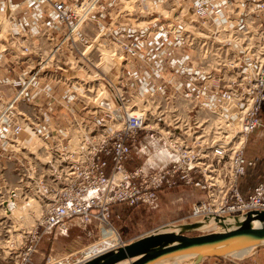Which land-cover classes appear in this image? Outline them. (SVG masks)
Wrapping results in <instances>:
<instances>
[{
	"label": "built area",
	"instance_id": "built-area-1",
	"mask_svg": "<svg viewBox=\"0 0 264 264\" xmlns=\"http://www.w3.org/2000/svg\"><path fill=\"white\" fill-rule=\"evenodd\" d=\"M88 1L23 0L14 4L12 0H0V10L12 15L11 19L17 22L18 34L24 32L28 35L34 31L33 36L47 35L56 49H63L69 44V35L72 36L71 29L76 22L93 23L96 17L91 19V16L100 13L99 8L112 12L115 5L128 2L94 0V4L88 7ZM167 1L136 0L132 4L137 3L138 9L143 12L144 4L150 7L151 3ZM176 1L181 7L175 18L179 23L171 20L153 31H138L130 23L123 29L121 21L127 15L120 16V22H117L114 17H119L118 12L111 17H107L106 12L100 13L103 19L98 22L99 34L115 38L123 46L122 69L117 80L121 84L123 81L131 83L128 92L133 96L136 93L145 95L148 101L151 100V105L141 109L139 106L124 107L127 106V95L115 90L110 80L97 75L114 89L112 95L115 96L117 110L97 112L95 108L85 106L79 111V120L76 112L70 109L78 125H83L94 135L81 139L80 150H74L71 142L72 147L63 146V142L47 146L56 151L55 163L61 167L52 170L51 182H47L44 176H30L31 185L34 184L41 196L48 200L46 213L35 226L33 238L36 240L39 228L43 233L45 229L52 231L53 228L57 232L59 229L65 231L75 218L85 226L97 221L103 233L107 234L106 231L112 229L111 215L115 205L153 206L159 201L163 188L180 183L202 189L205 194L194 202L189 222L208 214L229 216L264 210V180L258 182L247 195L240 187L241 178L249 168L257 165L256 160L245 155V149L247 138L262 125L264 0ZM84 12H87L86 16H83ZM26 13L30 15L31 23L25 20ZM225 25L228 31H246L259 41L254 43L253 48L247 49L236 39L218 38ZM36 46H42L39 39ZM25 49L30 52L28 47ZM194 51L213 54L217 57L214 60H218L215 65H212L213 61L194 64ZM58 64L61 66H57L56 70H62V66L66 67L69 61ZM46 68L30 70L29 75H22L20 80L5 76L0 79L2 84L14 83L20 97L5 105L10 106L6 111L7 117L0 125L4 140L10 141L24 130V125H17L18 118L27 121L26 127L31 133L44 138L50 133L51 138L58 134L60 138L59 132L65 131L61 138H66L67 128L70 129L74 121H69L67 116L65 126L60 129L41 110V117H36L38 111L35 117H31L29 112L17 110L18 100L28 97L30 89L37 87V75L34 73L43 72ZM33 81H36L35 84ZM81 88L82 91L87 90L86 87ZM155 93L156 99L153 98ZM73 96L71 89L63 95V99L71 100ZM2 114L3 111L0 116ZM216 119L222 120L224 127L216 128ZM116 120H120L121 127L116 126ZM99 135L102 137L92 142ZM162 149L169 152L173 159L165 165L157 164L161 162L159 158L155 163L151 162ZM143 155L151 163L143 159L140 162L139 158ZM30 168L33 167L29 165ZM123 244L119 240L112 241L98 251L90 249L82 259L73 261L70 253L74 249L69 246V254L68 251L60 257L50 254L46 264H81L102 251ZM30 251H35L32 245L24 256L28 257Z\"/></svg>",
	"mask_w": 264,
	"mask_h": 264
},
{
	"label": "rangeland",
	"instance_id": "rangeland-1",
	"mask_svg": "<svg viewBox=\"0 0 264 264\" xmlns=\"http://www.w3.org/2000/svg\"><path fill=\"white\" fill-rule=\"evenodd\" d=\"M22 1L23 0H12L14 4L21 3ZM175 1L176 0H169L165 2L168 4L167 6H163L160 2L155 3L157 5H151V8L144 4L145 9L143 12L138 9L137 3H131L133 6L129 8L130 5L127 6L128 3L126 2L119 3L117 6L115 5L112 10L116 13L118 12L119 16H124L129 8L130 12L125 16L127 18L123 17L124 19L121 21L123 23L121 25L123 29L127 27V23H130L133 24V27L138 31L144 29L153 31L155 29L157 30L160 24L169 23L173 18L179 15L181 7L179 8L177 1ZM153 6H156V9H152ZM165 8L169 11L167 17L161 14ZM2 12L3 11L0 10V13ZM19 13H17V16H21ZM188 16L189 13H187V17ZM137 19L145 24L137 25L139 22ZM147 19L156 21L152 23ZM107 21L110 20L107 19ZM107 21H105L104 24H106ZM10 26H12L14 30H12V38L16 40L19 36H24L21 37L24 39L26 37L24 32L21 35L16 31V21L13 20L11 24L4 15L0 17V33H2V35H0V40L5 39V47L3 49L6 50L5 52L0 51V72L4 73H0V79L5 76L9 77L11 80H16L19 75L28 76V71H35V69L31 67L35 64L34 62L39 57V54L35 51L24 53L18 50L15 44L7 40L10 39L9 36H7L10 31ZM89 27H91V25H89L88 28ZM96 30L94 26L93 32H97ZM160 37L161 35L159 39ZM218 38L221 37L218 36ZM14 39H12V41ZM37 41V36H33L32 39L30 38V42H34V45L37 44ZM256 41L258 42L259 39L257 40L256 37L255 40L253 37V45ZM232 45L234 46L233 43ZM35 48H37L36 45ZM90 51L94 64H89L85 67L77 66V64L69 65L68 70L65 72V74H68L71 78H77L78 81V83H72L71 89L74 91V96L71 100H48L46 94L49 90L51 91L53 81L50 80V82L47 80L43 81L41 88H31L28 97L23 99L19 104L18 102L16 103L18 107L17 110H23L21 108H24L32 116L33 113L38 111L36 117H41L39 113L41 110V112L47 113L46 116L59 125L61 129L66 124V116L69 121L74 119V115L71 114L70 109L76 112V118H80L81 114H79V111L80 109H84L85 106H88L90 109L96 107L99 109L100 105L104 107L107 106L106 108L110 107L111 109L117 108L118 105L115 96L112 95L108 87H106L103 93V95L107 97V100L97 96L96 90L103 85V81L101 79L93 81L92 79H95V74L99 73L102 75L103 72L111 79H116L122 67L118 65V68H113L114 61L111 56L106 55L102 58L99 51L95 49H91ZM117 61L120 62L118 59ZM110 62L113 65L108 64ZM79 64L82 65V63ZM61 72H63L61 69L55 70L54 68H48L47 76L51 73L52 75L61 74ZM11 86L10 84L4 85L0 83V90L4 89L7 93V95L5 94V96L1 97L2 101H0V103H7L10 99L9 95L16 91L12 88L13 86ZM66 86V84L59 83L55 85L54 88H59V92H63ZM80 87H90L92 89L93 93L88 94L91 98L90 100L82 97L81 93H88V91L81 90V92L78 90ZM24 132L31 135V138L28 140L23 139L21 135H23ZM69 132L71 133L72 131ZM64 133L65 131L59 132L60 138L58 134H54L55 137L51 138L50 133L45 136L46 138L48 137L46 139L34 132L31 133V131L27 129L20 134V141H17L16 138H10L11 140L7 141L3 140L4 137L1 133L0 126V141L2 140L0 142V264H46L50 254L52 256L58 255V257L66 255L69 246H72L74 249H70L71 261L78 258L82 259L89 254L90 249L98 251L105 247V245L112 243V241L115 242L119 240L124 243H129L136 237L150 230L166 225L188 223L189 220H191L188 217L192 212L194 202L205 196L202 189L195 188L185 183H180L172 187H165L162 189L163 191L161 190L162 193H160L159 201L153 206L137 207L138 209L131 207L124 208L122 206L118 211H112L111 223L113 227L111 230L114 231L108 233L107 236L103 233L104 230L100 228L101 226L97 224V221H93L92 225L85 226L75 218L72 219L70 226L65 231H60L59 229L57 232V229L53 228L52 231L45 229V233H43V230L39 228L40 232L37 241L33 238L35 237V226L45 215L48 200L41 196L34 184L31 185L32 179L30 176H44L47 182H51L50 179L53 177L52 170H57V166L58 169H61V167L55 163V150L52 151L47 146H51L54 143L60 144L61 142H63V146H69L71 135L70 133L68 135L65 134L66 138H61ZM79 134L81 135V133ZM90 135L93 136L94 132ZM101 137L100 135L97 136L92 142L99 140ZM19 142H21V145H19ZM71 143L73 145V142ZM157 158L159 157L156 156L151 162L155 163ZM142 159L150 162V159L147 160L145 155L139 158L140 162H143ZM159 159L161 162L157 164L165 165V163H168L173 158ZM46 161H48L47 164L45 163ZM29 165L33 168L29 169ZM35 168L36 170H34ZM32 171H35L33 175L31 173ZM14 203L20 205L14 206ZM10 206L14 207L10 208ZM210 230L211 228H208L202 231L192 232L191 234H200ZM34 240L37 243L33 242ZM31 245L35 251H30L28 257L24 256L25 251L27 252ZM228 257L230 259L223 257L206 258L200 264H264V246L256 247L251 253L241 259L233 257L232 255ZM188 263V259L179 262V264Z\"/></svg>",
	"mask_w": 264,
	"mask_h": 264
},
{
	"label": "bare ground",
	"instance_id": "bare-ground-1",
	"mask_svg": "<svg viewBox=\"0 0 264 264\" xmlns=\"http://www.w3.org/2000/svg\"><path fill=\"white\" fill-rule=\"evenodd\" d=\"M93 1L94 0H89L87 2L88 7L94 4ZM127 1H128L127 2L128 3L127 6L130 5L129 8H132L133 5L131 3H133L136 0H127ZM161 4L163 6H167L168 5L167 3H164V4L161 3ZM151 5H157V4L151 3L150 6ZM21 8H23V5H22V7H20V9ZM129 8L127 9L128 10L127 12H130ZM152 9H156V6H153ZM99 12L100 13L106 12L107 13V17H111L112 15L116 14V12L114 10L111 12L109 9L103 10L101 8H99ZM100 13L92 14L91 19H94V17H96L93 23H88L87 24L86 23L87 21L76 22L75 25H74V28L71 29V32H73L72 36L69 35V37H70L69 44L67 45L66 48H63V49H56L50 43V39L48 38L47 35H43L42 36L40 34L37 35V39H39L41 41V45L42 46L38 47L39 49L35 48L36 44L34 45V42H32V43L30 42V38L32 39L33 35H35L34 31H30V34L26 35L25 39L21 38V37H24V36H19L15 40L14 38H12V36H13V33H12L13 28H12V26H10V28H9L10 31L8 32V35H7V36H9L10 39H7V40H9L13 44H15V47H17V49L20 50V51L27 52L25 48L28 47L30 52L31 51H35V52H37L39 54V57L34 62L35 64L31 68L37 69L38 67L39 68L47 67L45 72H40V70H39V71H36L34 73V75H37L36 80H38V82L33 81V84H35V82H36V86L38 88H40L42 83H43V81H47V80L50 81L51 80V81H53V86H55V85H57L59 83H63V84L67 85L65 90H64V93L60 97H55V96L53 97V96L50 95V92L48 91V93L46 94V97H47L48 100H50V101H53V99L62 100L63 99V95L68 90L71 89L72 83H78L77 78H75V79L71 78L68 74H65V72L68 70V66L69 65H76L77 64V66L85 67V66H88L89 64H94L92 62V57L90 55V52H91L90 50L91 49H95V50L99 51L100 56H102V58H104V56H106V55L111 56L112 60L114 61V63H113L114 65L111 64V62L108 63V64L113 65V68H118V65H121V62H122L121 54H122V51H123L122 44L119 41H117L115 38L112 39L110 36H106L105 34H101V35L99 34V37H94L92 34H90V32H88V30H89L88 26L89 25H94L97 28V30L100 32V25H98V22L102 21V19H103V16ZM168 13H169V11L166 10V8H165V9H163V12L161 14L167 17ZM0 15L1 16L4 15V17H6L12 24V22H13V20L11 19L12 15H10L8 13H5V12L0 13ZM86 15H87V12H84L83 16H86ZM125 15H128V13L125 12ZM114 18L116 19L117 22H120L119 21L120 20V16L119 17L116 16ZM25 20L27 22L31 23L32 19H31L30 15L28 13H26V15H25ZM137 20H139V19H137ZM147 20L151 21L152 23H154V21H156V20H152V19H147ZM172 20H173V22L175 24L179 23L178 19L173 18ZM111 24H113V23L111 22ZM140 24H145V23H141V21L139 20L137 25H140ZM249 24H254L255 25L254 22H250ZM228 30L229 29L227 28V25H225L224 26V30L222 31L223 33L220 34L219 37H221V38L230 37L232 39H236L240 43H242L243 46L245 48H247V49H250V48L254 47V45H253V43L251 41L252 36L248 35L246 33V31L242 32V31H235V30L228 31ZM0 35H2V33H0ZM29 36H30V38H29ZM12 39H14V40L12 41ZM4 40L5 39H3V40L1 39L0 40V50H2L5 47ZM179 53H180V51H179ZM204 53L205 52H201V51H194L193 52L192 61L194 62V64H199V63L205 64V63H202V62L213 61L212 65H215L216 64L215 61H217L218 59L214 60V58H217V57L215 55H213V54L205 55ZM257 53H259V52L257 51ZM218 56L220 57L221 55H218ZM208 57H211V59H209ZM117 59L120 62H118ZM66 61H69L70 64H67V66H66L67 68L65 66H62L63 67V69H62L63 72H61V74H55V75L53 74L52 75V73H51V74H49V76H47V69L48 68H54L56 70L57 66H61V65L58 64L59 62L62 63V62H66ZM81 61H83V62H81ZM126 61H128V60H126ZM79 63H82V65H80ZM97 75H100L101 77H105L107 80H110L112 82V84H114L115 90L117 89L119 92L125 93V95H127V103H126L127 106L124 105V107H127V108L130 109V108L136 107V106H139V108H140V107H143L145 105H147V106L151 105V100L148 101L149 98L146 97L145 95H143L141 93H136L133 96L130 92H128L131 89V83L128 84V83H125L123 81V83L121 84V82L119 80H117V78L116 79H111L104 72L102 73V75L99 74V73L95 74L94 75L95 79H92L93 81L100 79L99 77H97ZM118 75H119V73L117 74L116 77H118ZM21 76L19 75V77H18L19 80H20ZM42 79H44V80H42ZM102 81H103V85L96 90L97 91V96L104 98V100H107V97H105L103 95V93L106 90V87H108L110 89L111 93L113 92L114 89L110 88L108 85H106L104 80H102ZM39 83H40V86H39ZM12 84L14 85V83H12ZM37 87H34V88H37ZM15 89H16V92H15L14 96L9 99V101L14 100L16 97H19L18 94H17V90H18L17 86H15ZM78 90L81 91L82 88L80 87ZM87 91H88V93H81V95H82L83 98H86L87 100H90L91 98H90V96L88 94L89 93H93V91H92V89L90 87H87ZM3 96L4 95L0 93V101H2L1 97H3ZM153 98L154 99L157 98V93H155L153 95ZM21 101H23V99H19L18 100V104ZM7 103H0V112L3 111L2 116H0V125L3 124L5 118L7 117L6 111L8 110V107L10 106V105H7L5 107V105ZM103 107L104 106L100 105L99 109L96 107L95 110L97 112L103 110V111H105L107 113L110 112V111H113V110H117L116 108L111 109L110 107H108V108H110V109H108V108H106L107 106H105L104 108ZM177 107H179V105H177ZM21 109H23V111H27L24 108H21ZM68 113H69V109H68ZM34 115H35V113H33L32 117H35ZM77 119H79V118H77ZM77 119H73L74 121H72L73 129H72V127H71V129H68L66 127L67 128V133H66L67 135L70 133L69 131H72L70 133V135H71L70 140H71V142H73V145H74L73 149L74 150H78V149L80 150L81 149L80 142H81V139L83 137H90V133L88 131H86L84 126L81 125V124L78 125ZM26 122L27 121L25 119H22V118H18L17 119V125H21V126L24 125V128H23L24 130L23 131L29 129V127H26L27 126ZM115 122H116V126L117 127H121L122 126V124L120 123V120H116ZM214 125H215L216 128H220V126L224 127V126H222L223 125L222 124V120H220V119H216L215 122H214ZM234 126H236V124H234ZM22 132L18 133V135L16 137H14V138L17 139V141H20V134H22ZM79 133H81V135ZM19 145H21V142H19ZM48 161H46L45 163L47 164ZM31 173H32V175L34 174V172H31ZM15 205L17 206V205H20V204L14 203V206ZM14 206H10V208H12ZM18 207H20V206H18ZM215 227L216 226L213 225L211 227V229H214ZM111 231H114V230H111ZM110 232L106 231L107 234L110 233ZM107 234H105V235L107 236ZM255 248L256 247H252V248H249V249H246V250L235 252V253L232 254V256L241 259V258L245 257L247 254L251 253L252 250H254ZM180 261L181 260L175 261V262H172V263H169V264H179Z\"/></svg>",
	"mask_w": 264,
	"mask_h": 264
},
{
	"label": "water",
	"instance_id": "water-1",
	"mask_svg": "<svg viewBox=\"0 0 264 264\" xmlns=\"http://www.w3.org/2000/svg\"><path fill=\"white\" fill-rule=\"evenodd\" d=\"M216 226L210 231L192 232ZM264 246V210L229 216L208 214L204 218L150 230L129 243L102 251L81 264H169L231 256L235 252Z\"/></svg>",
	"mask_w": 264,
	"mask_h": 264
},
{
	"label": "crops",
	"instance_id": "crops-1",
	"mask_svg": "<svg viewBox=\"0 0 264 264\" xmlns=\"http://www.w3.org/2000/svg\"><path fill=\"white\" fill-rule=\"evenodd\" d=\"M89 28L90 29L88 30V32H90V34H92L94 37H99V31L98 30H96L97 32H93L94 31V25H91V27H89ZM94 33H95V35H94ZM0 73L2 74L3 72H0ZM42 85H41V87H42ZM10 86L12 88H14V90H16L15 86L13 84H10ZM51 88L52 89H51V91L49 90V92H50V95L53 97L54 96L60 97L64 93V91H63V93L61 94V92H59V88H54V86ZM15 92L16 91L12 92L9 95V98L13 97ZM0 93L3 94L4 96H5V94L7 95V93L5 92L4 89L0 90ZM260 117H261L262 125L260 127H258L257 130L253 134H251L249 136L248 141H247V145H246V149H245V155L248 158L254 159L257 161V165L255 167L249 168L246 175H244L240 180V187H241L242 192L245 195L249 194L258 182L264 180V104H263L261 112H260ZM21 137L25 140H28L31 138V135H29L27 132H24L23 135H21ZM156 156L159 158H165V159L169 158V157L173 158L172 155L169 152H167L165 149L158 151ZM162 191H160V193H162ZM122 206L124 208L129 207L125 204H117L113 207V211L114 212L118 211V209H120V207H122ZM137 207H147V206L139 205ZM137 207H131V208L138 209Z\"/></svg>",
	"mask_w": 264,
	"mask_h": 264
}]
</instances>
